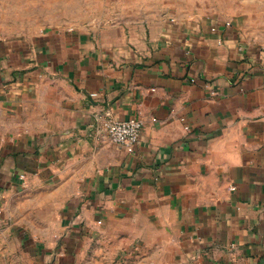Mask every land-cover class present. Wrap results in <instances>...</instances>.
Listing matches in <instances>:
<instances>
[{
    "label": "crops",
    "instance_id": "1",
    "mask_svg": "<svg viewBox=\"0 0 264 264\" xmlns=\"http://www.w3.org/2000/svg\"><path fill=\"white\" fill-rule=\"evenodd\" d=\"M225 21L0 39L4 259L264 264V34ZM105 112L143 121L134 153Z\"/></svg>",
    "mask_w": 264,
    "mask_h": 264
},
{
    "label": "rangeland",
    "instance_id": "2",
    "mask_svg": "<svg viewBox=\"0 0 264 264\" xmlns=\"http://www.w3.org/2000/svg\"><path fill=\"white\" fill-rule=\"evenodd\" d=\"M258 5L254 0H0V39H26L62 27L92 28L114 36L159 14L219 18L231 26L240 19L249 36H260L264 34V0ZM2 244L7 252L4 259L0 248V264H10L11 247L5 240ZM138 254L134 245L120 256L136 259Z\"/></svg>",
    "mask_w": 264,
    "mask_h": 264
},
{
    "label": "built area",
    "instance_id": "3",
    "mask_svg": "<svg viewBox=\"0 0 264 264\" xmlns=\"http://www.w3.org/2000/svg\"><path fill=\"white\" fill-rule=\"evenodd\" d=\"M225 26H231V22H225ZM212 29L215 30L216 27H213ZM91 95H96V93H92ZM101 118L103 129L106 131L109 139L129 153H134L140 140L143 121L136 117L124 119L112 118L109 112L101 114L99 119ZM1 211L2 209L0 207V212Z\"/></svg>",
    "mask_w": 264,
    "mask_h": 264
}]
</instances>
